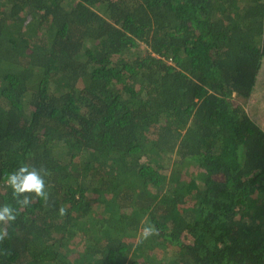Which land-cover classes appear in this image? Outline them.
<instances>
[{"label":"trees","instance_id":"trees-1","mask_svg":"<svg viewBox=\"0 0 264 264\" xmlns=\"http://www.w3.org/2000/svg\"><path fill=\"white\" fill-rule=\"evenodd\" d=\"M263 64L264 0H0V264H264Z\"/></svg>","mask_w":264,"mask_h":264},{"label":"clouds","instance_id":"clouds-1","mask_svg":"<svg viewBox=\"0 0 264 264\" xmlns=\"http://www.w3.org/2000/svg\"><path fill=\"white\" fill-rule=\"evenodd\" d=\"M48 175V170L44 167L37 168L24 164L8 175L6 183L12 189L16 203L21 206H27L31 202L30 194L45 200L48 199V192L45 190V177ZM59 211L61 215L66 212L63 207ZM15 219V209L11 205L4 204L0 206V224L7 225ZM155 232H157L156 229L147 227L144 229V236L146 238ZM6 235V228L0 229V241H3Z\"/></svg>","mask_w":264,"mask_h":264},{"label":"rangeland","instance_id":"rangeland-1","mask_svg":"<svg viewBox=\"0 0 264 264\" xmlns=\"http://www.w3.org/2000/svg\"><path fill=\"white\" fill-rule=\"evenodd\" d=\"M262 67L257 87L252 97L247 102L240 98V103L245 106L249 115L264 128V64Z\"/></svg>","mask_w":264,"mask_h":264}]
</instances>
